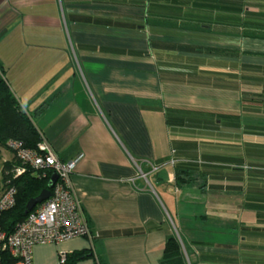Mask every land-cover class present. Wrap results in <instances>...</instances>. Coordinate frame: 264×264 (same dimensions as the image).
Masks as SVG:
<instances>
[{
  "label": "crops",
  "instance_id": "1",
  "mask_svg": "<svg viewBox=\"0 0 264 264\" xmlns=\"http://www.w3.org/2000/svg\"><path fill=\"white\" fill-rule=\"evenodd\" d=\"M0 68L79 158L92 236L35 245L31 264H160L171 235L187 264L264 255L246 234L264 205V0H0ZM181 163L194 180L176 186Z\"/></svg>",
  "mask_w": 264,
  "mask_h": 264
},
{
  "label": "built area",
  "instance_id": "2",
  "mask_svg": "<svg viewBox=\"0 0 264 264\" xmlns=\"http://www.w3.org/2000/svg\"><path fill=\"white\" fill-rule=\"evenodd\" d=\"M42 139L37 150L23 148L21 143L8 140L7 146L25 165L39 172L42 177L50 172L57 174V180L50 190V196L28 212L17 222L11 232L0 229V264L3 253L15 259L14 264H31L32 249L38 244H57L75 237L92 236L82 206L73 190L71 175L79 158L62 161L48 141ZM25 172L24 166L14 168V176ZM144 176V175H142ZM16 190L6 186L0 194V212L15 204ZM65 255H59V264H64Z\"/></svg>",
  "mask_w": 264,
  "mask_h": 264
},
{
  "label": "trees",
  "instance_id": "3",
  "mask_svg": "<svg viewBox=\"0 0 264 264\" xmlns=\"http://www.w3.org/2000/svg\"><path fill=\"white\" fill-rule=\"evenodd\" d=\"M40 131L36 128L31 116L19 105L18 101L10 91L3 76V70L0 68V151L4 147L11 149L6 145L8 140H15L21 143L23 148L37 150V145L41 141ZM12 152V151H11ZM13 153V152H12ZM14 158L11 162H5L2 166V185L3 190L6 186H13L16 190L15 204L12 208L0 212V229L11 232L14 225L25 218V206L29 199L37 196L39 192L46 187L51 175L46 173L44 177L33 168L23 164L13 153ZM24 166L25 172L14 176V168ZM186 164H177L174 166V183L181 186L194 180L191 168L185 167ZM253 190V189H252ZM259 196L264 202V188L260 189ZM257 219L259 226L247 228V248H254L264 252V205L259 206ZM64 264H76L78 261L92 256L90 250H79L65 253ZM230 263L235 262L230 260ZM9 254L3 253L1 264H14ZM239 261L237 264H264V255L257 258H248L246 262ZM99 264V263H94ZM160 264H187L182 246L176 236L171 235L167 238Z\"/></svg>",
  "mask_w": 264,
  "mask_h": 264
},
{
  "label": "water",
  "instance_id": "4",
  "mask_svg": "<svg viewBox=\"0 0 264 264\" xmlns=\"http://www.w3.org/2000/svg\"><path fill=\"white\" fill-rule=\"evenodd\" d=\"M56 180H57V174L52 173L49 177L46 187L43 188L37 196L27 201L25 206V214L30 212L36 205L41 204L44 200H46L50 196V190L55 184Z\"/></svg>",
  "mask_w": 264,
  "mask_h": 264
},
{
  "label": "rangeland",
  "instance_id": "5",
  "mask_svg": "<svg viewBox=\"0 0 264 264\" xmlns=\"http://www.w3.org/2000/svg\"><path fill=\"white\" fill-rule=\"evenodd\" d=\"M13 158H14V155L9 149H7L6 147L1 149L0 151V188L2 185V173H1L2 166L6 161L11 162Z\"/></svg>",
  "mask_w": 264,
  "mask_h": 264
}]
</instances>
